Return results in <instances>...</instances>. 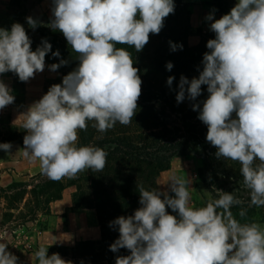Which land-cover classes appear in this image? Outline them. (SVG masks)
I'll return each mask as SVG.
<instances>
[{"label": "clouds", "instance_id": "9594fccd", "mask_svg": "<svg viewBox=\"0 0 264 264\" xmlns=\"http://www.w3.org/2000/svg\"><path fill=\"white\" fill-rule=\"evenodd\" d=\"M174 12V0H53L47 26L63 34L79 63L21 114L23 156L39 161L42 175L60 181L86 170L103 171L108 152L78 147V131H86L89 121L102 133L117 122H132L142 80L132 53L117 45L142 51L150 34L158 35ZM214 12L205 17L215 38L206 43L203 68L191 80L181 75L175 99L178 104L197 101L207 86L208 97L192 104L207 126L206 141L217 149V158L241 165L248 207H264V0H237L219 19ZM26 22L33 30L39 24L31 16ZM169 44L171 51L183 48ZM49 52L61 55L44 38L33 51L22 24L13 23L10 30L0 27V74L12 72L29 82L45 70ZM67 64L60 59L48 67L56 72ZM173 67L166 63L168 71ZM174 79L167 78L170 88ZM11 93L0 80V110L15 102ZM11 149L10 142L0 143V150ZM192 183L191 177L172 173L167 190L137 185L140 207L109 223L119 232L110 251L130 253L117 256L115 264H264V226L241 223L232 212L244 200L213 185L217 198L197 208L192 205ZM246 214L241 207L238 215ZM48 248L41 245L34 252L38 264H72L59 253L48 255ZM0 264H18L6 242H0Z\"/></svg>", "mask_w": 264, "mask_h": 264}, {"label": "trees", "instance_id": "16d2710c", "mask_svg": "<svg viewBox=\"0 0 264 264\" xmlns=\"http://www.w3.org/2000/svg\"><path fill=\"white\" fill-rule=\"evenodd\" d=\"M174 3V14L165 19L158 35L150 34L142 51L135 52L127 45H117L132 53L134 66L139 69L138 75L142 80V92L132 122L126 126L117 122L112 129L102 133L92 127L93 121H89L86 131H78V147L95 146L108 152L103 171L86 170L74 179L53 181L47 178L35 184L14 181L5 189L0 186V193L11 192L16 203L21 204L25 199L24 206L35 202L33 215L50 214V204L61 200L66 189L73 188L71 211L93 210L100 227V239L79 241L75 246L64 249L91 264H115L117 256L130 254L127 249L116 253L110 251V245L118 239L119 232L109 223L117 217L132 215L140 207L137 185L142 184L147 190L160 188L158 179L161 173L168 171L172 160L177 157L200 158L201 166L197 168L200 185L214 198L217 195L213 185L233 192L245 202L232 208L235 218L241 223L264 224V207H248L250 197L242 183L241 165L216 157L217 149L206 141L207 126L198 119V111L192 110L193 103L208 97L207 86H202V95L197 101L185 99L179 104L176 102L181 75L189 80L199 76L203 54L209 51L206 43L215 38V33L198 29L200 50L193 53L189 45V38L194 34L191 3L184 0H174ZM232 3L233 0H216L212 5L216 13L225 14L230 12ZM38 22V27L33 30L24 20L35 38L32 41L34 49L41 44L42 38L47 39L52 52L59 50L61 55L57 58L49 52L45 63L49 66L59 63L60 59L68 61L57 70L60 77L46 81V93L51 85L62 83L63 76L74 70L79 61L61 32L52 30L47 22ZM169 41L182 44V50L171 51ZM167 62L174 65L171 71L166 69ZM169 76L175 77L171 88L166 83ZM21 87L24 88V82ZM24 135L26 131L22 126L10 125L6 130H0V143H23ZM200 185H196V189H200ZM203 199L206 206L209 200H205L204 195ZM241 207L247 209L244 218L238 215ZM168 211L171 213L170 209Z\"/></svg>", "mask_w": 264, "mask_h": 264}, {"label": "rangeland", "instance_id": "374dc122", "mask_svg": "<svg viewBox=\"0 0 264 264\" xmlns=\"http://www.w3.org/2000/svg\"><path fill=\"white\" fill-rule=\"evenodd\" d=\"M184 1L191 3V23L194 34L189 38V45L191 51L193 53H197L200 50L201 43V36L198 32V29H202L203 31L207 32L210 31L209 22L205 20V17L215 9L214 5L212 4L216 0ZM236 3L237 0H233L231 6L234 7ZM51 8L52 0H0V27L10 30L11 25L18 22L24 26L27 34L33 41L35 39L33 33L31 29L26 26L24 20H26V17L31 16L40 22H47L49 24L52 17ZM222 15H224V13L214 12L216 19H219ZM32 50L35 51L33 46ZM45 67H48L46 63ZM55 75H57V73ZM3 76L5 80L10 82L12 81L14 83L11 94L15 96V102L11 104V106L21 110L24 107V88L21 87L22 82L19 81L18 76L12 72L5 73ZM57 77H60V73H58V76L46 78L44 86L48 79H55ZM10 125V114H4L2 117H0V130H6V128ZM199 166H201V160L200 158L194 156L179 157L178 160L175 161V171L188 170V176L193 180L191 199L192 205L197 208L205 206L203 195L205 200L215 199L202 187V185H200L197 177V168ZM175 174L178 176H184V174H180V172ZM169 176L170 174H167L166 178L161 177V183H166ZM44 179H47V177L45 175H41L40 172L34 177H29L27 180L20 182L35 184ZM13 182H10L7 186ZM196 185H200V189H196ZM7 186H3V188L5 189ZM5 195L8 196L7 199L5 198ZM12 195L13 194L11 192L0 193V242H6L8 244V251L17 256L19 258L18 264H21V260L24 258L26 259V255L29 252H35L41 246V244L38 242V234L41 230L48 227L49 222L51 221L50 215L52 214L51 212L50 214H48V212H42L38 215H33L35 202H29L26 206H24L26 199L24 202L19 204L16 203L13 198H11ZM79 212H81L83 215H95L93 210H84ZM58 215H63L62 222H65L66 224L64 215H67V212ZM261 225L264 226V224ZM10 232L12 234H10ZM64 248L65 247H49L48 255H51L52 253H59L60 255H68L74 258V262L76 264L83 262L82 260L84 259L80 257H74L71 251Z\"/></svg>", "mask_w": 264, "mask_h": 264}, {"label": "crops", "instance_id": "0c3cea01", "mask_svg": "<svg viewBox=\"0 0 264 264\" xmlns=\"http://www.w3.org/2000/svg\"><path fill=\"white\" fill-rule=\"evenodd\" d=\"M57 73V75H55ZM58 76V72H52L49 67H45L42 73H37L34 79L29 82H24V107L16 109L8 105L0 110V117L4 114H10V124L13 126H22L24 117L21 116L27 110V107L34 101L39 100L44 93V82L46 78ZM0 80L8 85L11 89L14 83L4 79L3 74H0ZM24 144H12L10 153L0 150V186H7L13 181H25L29 177H34L40 173L39 161L30 162L23 156ZM179 157L174 158L171 162V168L168 171L161 173L158 184L161 190H167V182L161 183V177L167 174L178 173L188 176V170L175 171V161ZM192 186V185H191ZM192 192V189H190ZM73 188H68L64 191L62 199L50 204L51 221L47 228L41 230L38 234V242L43 246L49 247H66L71 248L79 241H96L100 239V227L98 225L96 215H83L81 212L71 211L72 201L71 194ZM67 212L65 222H62V216L58 215ZM5 231V230H4ZM10 234H12L10 232ZM13 246V245H12ZM63 259L74 262V258L68 255H60ZM19 259V258H18ZM81 264H89L82 260ZM21 264H37L34 257V252H29L26 259L21 260Z\"/></svg>", "mask_w": 264, "mask_h": 264}]
</instances>
